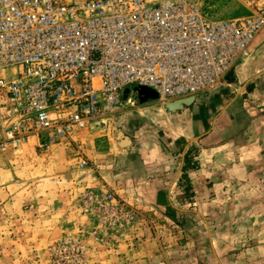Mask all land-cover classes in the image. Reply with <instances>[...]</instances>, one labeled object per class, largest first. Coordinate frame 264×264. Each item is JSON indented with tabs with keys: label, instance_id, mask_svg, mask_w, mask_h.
Listing matches in <instances>:
<instances>
[{
	"label": "built area",
	"instance_id": "obj_1",
	"mask_svg": "<svg viewBox=\"0 0 264 264\" xmlns=\"http://www.w3.org/2000/svg\"><path fill=\"white\" fill-rule=\"evenodd\" d=\"M237 1L245 13L211 21L200 0H0V152L76 150V133L121 115L134 85L163 105L226 84L264 29V0ZM83 205L103 243L145 222L110 190Z\"/></svg>",
	"mask_w": 264,
	"mask_h": 264
},
{
	"label": "crops",
	"instance_id": "obj_2",
	"mask_svg": "<svg viewBox=\"0 0 264 264\" xmlns=\"http://www.w3.org/2000/svg\"><path fill=\"white\" fill-rule=\"evenodd\" d=\"M230 1L224 20L246 11ZM130 94L123 93L126 110L106 134L80 131L76 151L57 145L39 153L58 168L57 188L67 189L65 196L110 190L166 231L165 241L139 239L136 250L122 242L106 264H264V29L233 80L181 112L165 113L157 102ZM113 126L130 139L124 151L116 147ZM80 158L90 164L86 171L77 168ZM184 224L205 233L197 239L179 234L175 251L169 236Z\"/></svg>",
	"mask_w": 264,
	"mask_h": 264
},
{
	"label": "rangeland",
	"instance_id": "obj_3",
	"mask_svg": "<svg viewBox=\"0 0 264 264\" xmlns=\"http://www.w3.org/2000/svg\"><path fill=\"white\" fill-rule=\"evenodd\" d=\"M200 3L211 21H223L232 8L230 0H200ZM15 71L8 69L6 75L13 76ZM29 146L24 145L17 152H0V264H106L124 241L132 242L135 250L142 244L139 239L147 240L151 236L165 241L166 231L146 220L120 232L108 243L93 239L91 231L96 223L85 209L83 197L86 192L101 193L104 189L72 191L69 197L65 196L67 189L61 192L62 188H57L58 168L47 166L46 158ZM24 150H28L30 157L20 158ZM202 228L184 224L174 228L175 234L169 237H174L175 242L179 234L188 231L197 239L205 233ZM178 244L174 243L175 251ZM160 263L164 264L162 260Z\"/></svg>",
	"mask_w": 264,
	"mask_h": 264
},
{
	"label": "water",
	"instance_id": "obj_4",
	"mask_svg": "<svg viewBox=\"0 0 264 264\" xmlns=\"http://www.w3.org/2000/svg\"><path fill=\"white\" fill-rule=\"evenodd\" d=\"M240 64L241 63H239V65ZM233 77H234V71H231L226 78L227 82L232 81ZM126 92L136 93L144 102H157L159 99L157 92L154 89L148 88V87H131L127 89ZM197 97L179 99V100L165 103L162 105V109L165 113H168V114H175L177 112H181L185 108H188L194 105ZM97 125H101V128L97 129L96 128ZM111 125H113L112 119H109V121L105 119L95 121V122L90 123L89 131L91 134H106L107 130L109 129ZM112 135H113L116 147L119 151H124L130 146V139L122 133L121 129L113 126Z\"/></svg>",
	"mask_w": 264,
	"mask_h": 264
},
{
	"label": "bare ground",
	"instance_id": "obj_5",
	"mask_svg": "<svg viewBox=\"0 0 264 264\" xmlns=\"http://www.w3.org/2000/svg\"><path fill=\"white\" fill-rule=\"evenodd\" d=\"M109 119H112L113 122H114V117H112V118H107V119H105V120H108V121H109ZM110 121H111V120H110ZM100 126H101V125H100ZM97 127H98V125H97ZM97 127H96V128H97ZM98 128H99V127H98ZM98 128H97V129H98Z\"/></svg>",
	"mask_w": 264,
	"mask_h": 264
}]
</instances>
